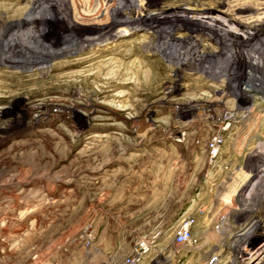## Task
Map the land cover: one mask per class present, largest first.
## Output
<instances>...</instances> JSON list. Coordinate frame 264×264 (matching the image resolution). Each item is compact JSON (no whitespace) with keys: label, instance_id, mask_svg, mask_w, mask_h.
Returning a JSON list of instances; mask_svg holds the SVG:
<instances>
[{"label":"rangeland","instance_id":"rangeland-1","mask_svg":"<svg viewBox=\"0 0 264 264\" xmlns=\"http://www.w3.org/2000/svg\"><path fill=\"white\" fill-rule=\"evenodd\" d=\"M30 1L0 0L13 5L0 6V55L58 45L76 30L61 13L56 28L29 38L20 12ZM181 19L145 22L132 44L104 36L48 62L0 58V264H229L232 249L247 251L240 264H264V209L253 212L264 198L258 81L239 77L228 49L192 34L210 31L198 14ZM221 24L222 38L233 36ZM188 216L196 227L179 245ZM143 239L152 249L139 258Z\"/></svg>","mask_w":264,"mask_h":264},{"label":"bare ground","instance_id":"bare-ground-1","mask_svg":"<svg viewBox=\"0 0 264 264\" xmlns=\"http://www.w3.org/2000/svg\"><path fill=\"white\" fill-rule=\"evenodd\" d=\"M161 1L162 0L30 1L24 12H20L21 14L25 13V16H27L30 21L31 30L29 31V38L32 37V35L34 34L33 30L35 29L39 30L43 27H47L50 29L56 28L55 26L57 22H60L61 20L60 16L58 15H60L61 13L71 15V19L76 23V30L67 34L65 39L58 41V45H55L56 43H51L49 45L45 44L41 46V48L37 49L35 47H30L31 49H28L29 51L25 53L22 52L26 55H22V53H18L16 51H6L3 54L1 53V61L7 67H12L20 64L21 61L19 62L18 60H23L25 64H37V62L43 61L48 62L55 56H63L88 48L89 46L93 45L94 41L98 40V38H104V36H108V38L106 39L107 44H111L113 42L132 44L138 42V40H140L141 38L131 40L130 36L145 22L152 20L157 22L175 23L176 21L182 20L181 18H189L191 17V15L198 14L200 17V21L206 22L208 23V25L210 24V31H207L206 29L204 30L199 27L196 29L191 28L190 31L192 32V34H202L205 37L213 39V41L217 42L221 49H223L222 51H224L225 49H228L230 51V67L232 65L234 68H239V70L241 71V75L239 77L241 79L250 77L251 79H255L256 81H258V87H254L253 89L254 92L257 93V97L261 100V110H263L264 94L260 89H262L261 86H264V0H187L186 3H184L194 6L195 10H189L188 7L187 9L184 4L162 6ZM213 3H215L216 6H213ZM224 5L227 6L226 9L222 8ZM0 6L2 11L6 14L13 11L12 4H1ZM54 8H59L60 13H55L58 17H56V15L54 14ZM152 10H159L161 12L158 16L149 18L150 11ZM52 12L55 16L51 14ZM1 19L2 17L0 14V32L1 30L3 31L6 28L5 25L7 24L2 22ZM40 20H42V23L39 22ZM99 21L100 23H96ZM223 21L229 23L228 26L234 27V32H231L230 30V33L233 34V36L222 38V32L224 33L225 31H229L221 26V22ZM128 51H132V48H128ZM35 52H46L49 53V55L42 58L29 56L30 53L35 54ZM128 54L130 53H127V55ZM214 55L215 57H218L219 54L217 55L215 53ZM56 98L59 99V97ZM46 99L49 98L46 97ZM42 100L43 99L36 100L37 103L33 105V108H40L39 105L43 104L41 102ZM1 109L2 108L0 107V110ZM117 109L118 111H124L127 110L128 107L120 106ZM228 115H234V112H230V114ZM6 121H8V118L2 119L3 123ZM248 156L249 154L244 153V162L248 161ZM262 209H264V198L262 199V201L256 204V207H253V212L257 215L261 212ZM195 224L196 223L194 222L190 225L191 232L192 229L196 227ZM253 227L254 226H249L241 233H244L246 237V232ZM178 230L175 234L176 243L179 233ZM151 249L152 242L147 239H143L140 251L137 252L135 256L140 258L142 255L147 254ZM228 249L229 248H227L226 250ZM235 250L236 249H232L230 251L231 253H233L232 256L234 258L230 261L229 264L243 263L242 260L247 251ZM262 251H264V242L259 248V252Z\"/></svg>","mask_w":264,"mask_h":264},{"label":"built area","instance_id":"built-area-1","mask_svg":"<svg viewBox=\"0 0 264 264\" xmlns=\"http://www.w3.org/2000/svg\"><path fill=\"white\" fill-rule=\"evenodd\" d=\"M216 143H217L216 139L212 141V143H211V149L212 150L216 149ZM194 222H195L194 218H190V216H188L179 225V228H178L179 233L177 236V243L178 244H184V243L186 244V243L190 242V239H192L191 238V232H190L191 231L190 225Z\"/></svg>","mask_w":264,"mask_h":264}]
</instances>
